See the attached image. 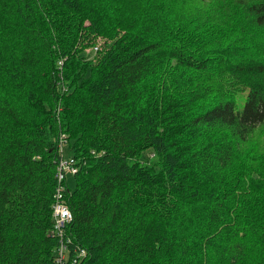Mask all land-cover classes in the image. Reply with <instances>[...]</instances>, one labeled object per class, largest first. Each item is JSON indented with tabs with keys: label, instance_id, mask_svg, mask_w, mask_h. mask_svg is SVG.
Here are the masks:
<instances>
[{
	"label": "trees",
	"instance_id": "1",
	"mask_svg": "<svg viewBox=\"0 0 264 264\" xmlns=\"http://www.w3.org/2000/svg\"><path fill=\"white\" fill-rule=\"evenodd\" d=\"M61 133L78 264H264V0H0V264L53 259Z\"/></svg>",
	"mask_w": 264,
	"mask_h": 264
},
{
	"label": "built area",
	"instance_id": "2",
	"mask_svg": "<svg viewBox=\"0 0 264 264\" xmlns=\"http://www.w3.org/2000/svg\"><path fill=\"white\" fill-rule=\"evenodd\" d=\"M98 47H94L97 50ZM62 60L59 61L62 64ZM67 135L61 133L57 148L59 156L56 163V183L53 190L52 202V227L48 235L57 241L53 259L50 264H78L85 257L87 250L80 244H75L71 236L67 234V227L73 219L67 196L71 193L68 175H75L80 169L79 159L72 154H64V145L67 143Z\"/></svg>",
	"mask_w": 264,
	"mask_h": 264
},
{
	"label": "rangeland",
	"instance_id": "3",
	"mask_svg": "<svg viewBox=\"0 0 264 264\" xmlns=\"http://www.w3.org/2000/svg\"><path fill=\"white\" fill-rule=\"evenodd\" d=\"M103 41L100 40L99 42H97V47L101 48L103 46ZM102 45V46H101ZM91 49V48H90ZM89 48L87 49V53L89 56H91L93 53H91L90 51H94V49L90 50ZM246 97H247V91H241L237 94L236 96V104H237V108L239 110H242L244 108V105H245V102H246ZM68 137V136H67ZM64 145V154L67 155V154H70L69 153V141L67 140V143L66 144H63ZM151 159H154L153 155L151 154ZM145 159V157H144ZM68 181L70 183V185L72 186L74 183H73V175H68Z\"/></svg>",
	"mask_w": 264,
	"mask_h": 264
}]
</instances>
